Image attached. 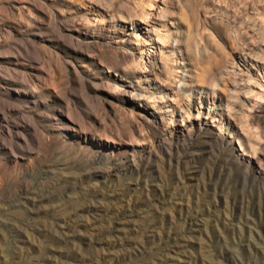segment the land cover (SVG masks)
I'll return each instance as SVG.
<instances>
[{"label":"rangeland","instance_id":"obj_1","mask_svg":"<svg viewBox=\"0 0 264 264\" xmlns=\"http://www.w3.org/2000/svg\"><path fill=\"white\" fill-rule=\"evenodd\" d=\"M0 264H264V0H0Z\"/></svg>","mask_w":264,"mask_h":264},{"label":"bare ground","instance_id":"obj_2","mask_svg":"<svg viewBox=\"0 0 264 264\" xmlns=\"http://www.w3.org/2000/svg\"><path fill=\"white\" fill-rule=\"evenodd\" d=\"M242 149V148H241Z\"/></svg>","mask_w":264,"mask_h":264}]
</instances>
